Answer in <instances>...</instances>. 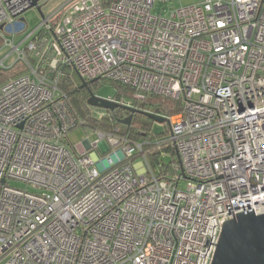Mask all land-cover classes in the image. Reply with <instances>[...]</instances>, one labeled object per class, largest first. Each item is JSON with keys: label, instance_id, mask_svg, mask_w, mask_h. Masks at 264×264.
I'll return each mask as SVG.
<instances>
[{"label": "built area", "instance_id": "2783aa9c", "mask_svg": "<svg viewBox=\"0 0 264 264\" xmlns=\"http://www.w3.org/2000/svg\"><path fill=\"white\" fill-rule=\"evenodd\" d=\"M171 1L69 0L6 40L0 69L26 70L0 84V264H212L225 222L264 211V0L153 13ZM29 5L0 0L4 38L25 31ZM74 71L130 87L133 99L106 98L123 106L154 94L180 111L158 114L169 132L151 148L97 129L80 152L67 140L83 121L60 84ZM103 143L117 161L97 156ZM162 145L179 155L170 175L147 159Z\"/></svg>", "mask_w": 264, "mask_h": 264}, {"label": "trees", "instance_id": "16d2710c", "mask_svg": "<svg viewBox=\"0 0 264 264\" xmlns=\"http://www.w3.org/2000/svg\"><path fill=\"white\" fill-rule=\"evenodd\" d=\"M4 39L5 38L0 31V48L4 43ZM25 70V66L20 62L16 63L11 68H1L0 84L5 83L13 77L19 76L20 74L24 73ZM112 83L115 84L119 90L118 94L114 98L121 99L123 97L125 98V96H132L133 92L130 87H126L115 82ZM60 84L68 94L69 104L74 109L78 118L83 121V126H97L101 130L105 131H115L116 129H118V134L127 135L131 141H141L148 143L146 144V147L148 148L153 147L159 139H162L169 132V126H166L165 123H163L164 128L162 130H156L153 120H145L144 117L147 116L141 113H135L130 124L122 123V119L127 118L129 115H131V112L126 108L118 107L114 110H110L109 114L103 115L101 117L93 116L91 110L87 106V104H89L88 100L90 98L89 92L87 90H84L83 88H80L81 83L76 84V81H72L69 74L65 73V75L62 76ZM93 88L94 86L92 87V89ZM92 89L90 88L89 91L91 92ZM134 104L136 106L135 108L154 114L173 115L180 111V102L173 99H165L154 94H148L144 100L135 101ZM75 129H73L72 131H74ZM165 151H173L177 154V151L174 147L170 145H162L160 147L150 149L147 154V159L149 157H152V160L154 162L159 161L158 155ZM174 163H178V155L177 160ZM175 164L168 167L163 164L158 172L155 170L154 171L159 175H166L167 173L171 174L173 172V166Z\"/></svg>", "mask_w": 264, "mask_h": 264}, {"label": "rangeland", "instance_id": "374dc122", "mask_svg": "<svg viewBox=\"0 0 264 264\" xmlns=\"http://www.w3.org/2000/svg\"><path fill=\"white\" fill-rule=\"evenodd\" d=\"M67 1L69 0H43L41 1L42 4V10L44 12L45 17H49L51 14H53L55 11H57L60 7H62ZM204 0H172L171 2H167L165 5H163L160 2H157L153 13L158 15L160 12H165L162 8L170 9V8H177L180 6H187L192 5L196 3L203 2ZM165 14V13H164ZM23 17L25 18L26 22V29L25 31L18 33L13 36L12 33L6 34V38L4 39V43L0 48V59L4 58L7 53L11 52L12 46L9 44H6V40H12L14 39L15 42L18 44L21 40L25 39L29 33L37 29L43 22V17L40 15L38 10L36 8H30L26 10L23 14ZM24 44L21 45V49H23ZM18 53L14 52L9 58L5 60L6 65H11L18 59ZM72 77L76 81V84L81 83L80 75L78 72L74 71ZM94 92L97 96L103 97V98H110L115 97L119 90L118 87L113 84L111 81H99L94 84ZM125 98H131L132 96H125ZM88 108L91 110L93 116L101 117L103 115L109 114L110 110L106 108L97 107L94 105L87 104ZM145 120L152 121V119L144 117ZM155 123V129L156 130H162L164 125L162 123H158L153 120ZM166 126H168L167 123H165ZM100 129L97 126L92 125H81L77 127L74 131H71L68 134V144L71 147H74L78 149V146H82V143L86 140H89L90 142H93L96 140V130ZM111 150L110 154L114 156L115 161H117L115 157V151L113 146L108 145L107 143H103V145L95 150V153L99 158H102L101 161H103L106 165V157L105 155L108 154V152ZM159 161L154 162L152 160V157H149V163L150 166L155 171H159L161 169V166L164 164L167 167L172 166L175 164L174 162L177 160V154L173 151H165L163 153H160L158 155ZM143 164L147 165V160L143 155L137 156L134 161L133 165L136 166L139 169V172L142 171ZM166 168V167H165ZM166 175H170V173H167ZM185 181L182 182V187L185 185ZM11 184L20 186L22 183L18 181H12Z\"/></svg>", "mask_w": 264, "mask_h": 264}, {"label": "water", "instance_id": "95a60500", "mask_svg": "<svg viewBox=\"0 0 264 264\" xmlns=\"http://www.w3.org/2000/svg\"><path fill=\"white\" fill-rule=\"evenodd\" d=\"M29 1L30 5L28 9L36 8L44 18L45 15L41 4L43 0ZM21 19L25 21L23 16ZM3 29L4 25L2 24L0 25V30ZM80 79V88H89L90 82L97 81V79H94L89 82L81 76ZM88 103L109 110H114L118 107L128 109L131 115L122 119V123L125 124H130L135 113H141L158 123L163 124L168 122V119L161 115L123 106L117 102L97 96L92 91ZM77 148L80 152L83 151L80 146ZM212 264H264V211L259 214L253 211L239 213L233 219L225 222Z\"/></svg>", "mask_w": 264, "mask_h": 264}, {"label": "flooded vegetation", "instance_id": "af4514ba", "mask_svg": "<svg viewBox=\"0 0 264 264\" xmlns=\"http://www.w3.org/2000/svg\"><path fill=\"white\" fill-rule=\"evenodd\" d=\"M97 81H95V82H90L89 83V88H83L84 90H87L88 92H89V96H90V91H89V89L91 88L92 89V87L94 86V84L96 83ZM92 91L94 92V89H92ZM95 93V92H94Z\"/></svg>", "mask_w": 264, "mask_h": 264}]
</instances>
